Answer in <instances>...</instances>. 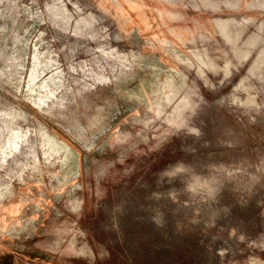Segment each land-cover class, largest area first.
Instances as JSON below:
<instances>
[{"label":"rangeland","instance_id":"1","mask_svg":"<svg viewBox=\"0 0 264 264\" xmlns=\"http://www.w3.org/2000/svg\"><path fill=\"white\" fill-rule=\"evenodd\" d=\"M0 264H264V0H0Z\"/></svg>","mask_w":264,"mask_h":264}]
</instances>
